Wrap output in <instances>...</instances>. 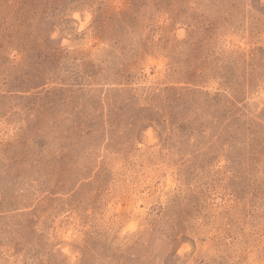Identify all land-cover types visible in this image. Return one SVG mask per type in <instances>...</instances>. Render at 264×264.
<instances>
[{
    "label": "rangeland",
    "instance_id": "1",
    "mask_svg": "<svg viewBox=\"0 0 264 264\" xmlns=\"http://www.w3.org/2000/svg\"><path fill=\"white\" fill-rule=\"evenodd\" d=\"M0 264H264V0H0Z\"/></svg>",
    "mask_w": 264,
    "mask_h": 264
}]
</instances>
